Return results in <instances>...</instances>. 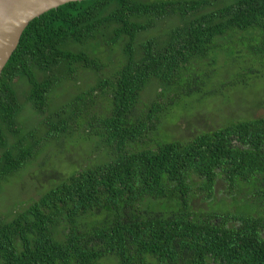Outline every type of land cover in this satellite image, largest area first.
<instances>
[{
	"label": "trees",
	"instance_id": "1",
	"mask_svg": "<svg viewBox=\"0 0 264 264\" xmlns=\"http://www.w3.org/2000/svg\"><path fill=\"white\" fill-rule=\"evenodd\" d=\"M261 83L264 0H81L31 20L0 75V191L34 164L50 176L48 144H82L0 213V264H264V115L222 106L178 138L163 122L226 91L264 106ZM230 198L249 210L214 208Z\"/></svg>",
	"mask_w": 264,
	"mask_h": 264
},
{
	"label": "rangeland",
	"instance_id": "2",
	"mask_svg": "<svg viewBox=\"0 0 264 264\" xmlns=\"http://www.w3.org/2000/svg\"><path fill=\"white\" fill-rule=\"evenodd\" d=\"M167 24L161 23L159 28H166ZM158 29V27L156 28ZM155 29V30H156ZM155 30H152L150 32H153ZM113 62H111L109 70H112L115 66L114 64L116 63V56H113ZM222 64L224 66H230L233 64V60L232 57H224V59L222 60ZM258 68V65H255V69ZM157 86L154 84H150L144 91L143 93V99L147 102H153V101H157L160 97V94L158 93V90L156 88ZM18 91L20 90H24L25 89V85L24 83L20 82L19 83V87H18ZM258 88L257 91L264 89V83L261 84H256V87ZM233 92V91H232ZM237 92H240L241 95L237 94V97L232 96L229 99V91L224 92L222 95L223 100L221 97H213V98H206L207 100L203 99L204 102L201 103V107L202 108H197L198 111H194L193 115L194 116H188L186 119H184L183 117L180 119H177L178 114H174L172 115H167L166 118H164L163 122H165V124L167 123L169 126H173V123H175V128L179 127L178 129L181 131L180 133L177 131V133L171 132V134H175V136H173L172 138H178V137H182L185 135V137H187L188 135L191 136L194 133H197L200 130L203 129H209L211 127H206L204 125H219L222 124V122L219 121V119L217 117H215V115L212 114V111L216 113V110H223L222 106H226V107H234L231 111L230 110H226L224 112L225 115H228L229 117H233V118H237L236 115H240V116H260V115H264V106L261 107H253V105H244L245 104V98L247 97V91L245 90H238ZM226 99H229V103H225ZM62 101L61 97L58 98L56 101ZM165 99H162L160 101H164ZM259 100V99H258ZM191 101V100H187L186 102ZM257 103V102H256ZM183 103H181L182 105ZM190 105V104H187ZM207 111H204V110ZM189 110V109H188ZM211 111V112H210ZM238 111V114L234 115L232 113H235ZM206 112L204 115L203 113ZM240 113V114H239ZM200 115H203L200 117ZM27 116V117H26ZM22 117H26L25 120V124L29 125L31 123H35V119L33 117H31V113L30 111L23 110L22 111ZM178 120V121H177ZM176 121V122H175ZM187 121L189 122V124L187 123ZM164 124V125H165ZM163 125V126H164ZM187 125H189L188 128H185ZM202 125V126H200ZM194 126H200L197 128H193ZM170 128H174L170 127ZM174 128V129H175ZM192 132V133H190ZM161 133L164 135L165 138H168V136L166 135V133L164 132V130L162 129ZM190 133V134H188ZM188 134V135H187ZM177 135V136H176ZM74 139L70 140L67 139L64 142V147H66V150H62L61 147L59 146H55L54 143L53 144H48L46 146L45 149L48 150V152L46 153L45 156L39 158V161L44 160V158L46 157L48 160L51 158L52 154L55 153L57 154H62L64 153V155H68V157L72 158L73 160H76L78 158H75L77 156H73L72 154H75L77 151H73L75 149V144H78L79 142H81V137H78V134L74 135ZM170 136V135H169ZM82 144V142H81ZM72 147V148H71ZM78 147V146H77ZM81 146L79 147L78 150H81ZM85 148V147H83ZM73 151V152H71ZM84 152H86V149H84ZM44 154V153H42ZM53 155V159L57 161V159H59L60 156H56ZM80 156V155H78ZM52 160V162L50 161V163H48L46 165V170H51V175L48 176L47 174H50V172H46V173H40L38 170L35 169V172L32 171L33 168L36 166V164H34V166H30L28 168H23L19 175L14 176L13 178H11L9 180L8 183L4 184L1 191H0V213L2 214H8L11 211H13L15 208H17V205L15 204L14 206L12 205V203L20 202H27L30 198H35L37 197L40 193V191L42 192V184L45 185L46 182H44V177H46L45 180L51 177H53L55 174L58 173L57 170H65L68 171L70 169H72L73 166V162L72 161H67L65 162V164H57V162ZM83 163V162H82ZM86 164V163H83ZM33 167V168H32ZM57 169V170H56ZM41 178L43 179V181L41 180ZM42 181V182H41ZM49 184V183H48ZM48 184L46 187H48ZM230 203L228 205L221 203H216L214 208L217 209L218 211H246L249 210V208H245L243 206V200L241 201L239 199V202L234 203L233 199L230 198ZM20 204V203H19ZM18 204V205H19ZM111 264V263H110ZM113 264V263H112ZM115 264V263H114Z\"/></svg>",
	"mask_w": 264,
	"mask_h": 264
},
{
	"label": "water",
	"instance_id": "3",
	"mask_svg": "<svg viewBox=\"0 0 264 264\" xmlns=\"http://www.w3.org/2000/svg\"><path fill=\"white\" fill-rule=\"evenodd\" d=\"M72 1L81 0H0V75L28 23Z\"/></svg>",
	"mask_w": 264,
	"mask_h": 264
}]
</instances>
